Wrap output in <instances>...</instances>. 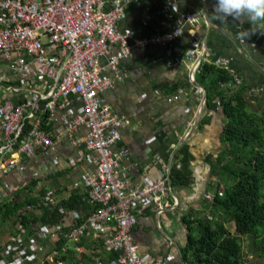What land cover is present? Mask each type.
I'll return each instance as SVG.
<instances>
[{
	"label": "crops",
	"instance_id": "0c3cea01",
	"mask_svg": "<svg viewBox=\"0 0 264 264\" xmlns=\"http://www.w3.org/2000/svg\"><path fill=\"white\" fill-rule=\"evenodd\" d=\"M120 1L127 18L118 28L133 30L138 38L163 36L180 27L184 29V34L168 46L149 47L145 52L135 48L133 56L121 63L120 79L114 72L109 73L114 85L105 92L116 113L129 120L128 126L121 129L120 145L129 152L121 169L132 184L143 179H158L163 174L165 167L155 161L154 156L163 158L168 168L174 163L179 168L183 157L180 149L186 146L190 154L191 186L173 188L164 199L165 212L160 214L155 207L146 209L132 230L142 253L163 255L185 245L187 230L182 217L191 209H202L203 202L212 200L219 191L221 179L214 176L210 160L218 159L226 148L223 140L225 117L219 106L208 110L207 101L203 116H200L207 89L199 81L201 65L210 62L220 66L219 59H228L230 67L242 78L249 107L257 112L264 111V92L253 91L264 87V34L258 27L264 22L258 21L253 26L233 21L231 17L221 22L212 8L217 0ZM195 13L202 17V30L198 34L201 45L196 55L191 56L189 50L196 39L192 37L193 26L187 22V16ZM254 27L256 32L251 35ZM241 32H248L249 36L242 37ZM197 81L202 86H198ZM75 102L73 106L78 108L80 103ZM65 114L66 108L60 107L49 117L46 129L42 125L56 142L50 155L41 151L29 157L17 155V169L0 178L10 196L32 184L36 192L53 196L60 207L73 200L75 207H65L78 209L86 219L94 207L85 201L86 190L81 179L84 173L95 170L96 154L86 148V128L77 131L74 139L80 143H74L64 123ZM206 117L207 122H203ZM4 145L0 124V149ZM7 158L11 155H0V162ZM72 160L76 162L73 164ZM220 184L225 185L223 181ZM40 207L39 202L32 212L40 214ZM69 222L64 216L62 223L67 224L68 233L71 231ZM36 231L34 234L27 231L26 241L34 237ZM12 233L4 235L0 242L6 243ZM63 238L53 234L46 241L39 240L43 250L37 259L27 264H56V256L61 255H66L67 259L60 264H102L113 256L105 247L104 235L95 239L89 234L79 241L65 235ZM61 239L66 240L62 251L58 248ZM172 264H182L178 255Z\"/></svg>",
	"mask_w": 264,
	"mask_h": 264
},
{
	"label": "built area",
	"instance_id": "2783aa9c",
	"mask_svg": "<svg viewBox=\"0 0 264 264\" xmlns=\"http://www.w3.org/2000/svg\"><path fill=\"white\" fill-rule=\"evenodd\" d=\"M126 18L120 0H0V124L5 139L0 155H11L0 162V177L17 169V155L29 157L37 151L50 155L56 142L43 129L42 118L48 115L49 120L60 107L66 108L63 119L74 143L79 145L74 137L86 128V148L96 154L95 170L81 179L85 201L94 207L89 216L84 219L78 209L60 207V214L70 220L71 231L66 232V223L43 225L28 241V230L19 225L18 234L0 242V264H27L37 259L43 250L39 240L46 241L53 234L77 241L89 234L95 239L104 235L105 247L113 256L102 264H172L180 256V249L144 254L132 235L146 209L165 212L164 199L172 193L171 167L154 156L165 167L158 179H143L134 185L122 174L121 163L129 152L120 145L121 129L129 120L116 113L105 92L114 85L109 73L120 79L121 63L133 56L135 48L145 52L149 47L168 46L184 29L138 38L133 30L118 28ZM187 22L196 39L189 54L195 56L201 45L202 17L189 14ZM217 63L232 75L223 87L235 90L243 84L228 59ZM253 91L263 93L264 87ZM76 100L78 108L73 106ZM29 122L33 126L25 131ZM9 197L0 178V203ZM40 205L54 208L58 202L46 195Z\"/></svg>",
	"mask_w": 264,
	"mask_h": 264
},
{
	"label": "trees",
	"instance_id": "16d2710c",
	"mask_svg": "<svg viewBox=\"0 0 264 264\" xmlns=\"http://www.w3.org/2000/svg\"><path fill=\"white\" fill-rule=\"evenodd\" d=\"M199 75V81L208 89V110L219 106L225 117L226 148L218 159L210 160L214 176L225 185L220 181L212 200L204 201L202 209H191L182 217L187 236L179 260L182 264H254L245 261L243 240L248 241L250 255L264 260V111L249 107L244 86L238 90L223 87L232 79L226 68L203 62ZM203 122H207V117ZM47 123L48 115H44L45 129ZM32 126L29 122L25 131ZM23 138L22 134L20 140ZM180 154L181 167L174 163L171 168L172 189L189 188L192 184L186 146L180 149ZM45 196L31 184L0 203V239L8 233L18 234L19 225L34 234L39 226L62 223L60 206H42L40 214L32 212ZM62 204L75 207L73 200ZM228 224H234L235 231L229 230ZM63 239L58 244L61 251L66 244ZM65 258L66 255L56 256L54 263H63Z\"/></svg>",
	"mask_w": 264,
	"mask_h": 264
},
{
	"label": "clouds",
	"instance_id": "9594fccd",
	"mask_svg": "<svg viewBox=\"0 0 264 264\" xmlns=\"http://www.w3.org/2000/svg\"><path fill=\"white\" fill-rule=\"evenodd\" d=\"M214 14L221 22H226L231 17L233 21L241 24L247 22L256 26L258 21L264 22V0H217ZM258 27L261 29V34H264V23H260ZM255 32L254 27L251 35ZM240 35L249 36V33L241 32Z\"/></svg>",
	"mask_w": 264,
	"mask_h": 264
},
{
	"label": "rangeland",
	"instance_id": "374dc122",
	"mask_svg": "<svg viewBox=\"0 0 264 264\" xmlns=\"http://www.w3.org/2000/svg\"><path fill=\"white\" fill-rule=\"evenodd\" d=\"M228 229L231 230L232 232L235 231V226L234 224H228L227 225ZM244 245H245V252H244V258L247 263H254V264H264V260L261 258H254L252 255L249 254L248 247H247V239L245 238L244 240ZM3 242V241H2Z\"/></svg>",
	"mask_w": 264,
	"mask_h": 264
},
{
	"label": "water",
	"instance_id": "95a60500",
	"mask_svg": "<svg viewBox=\"0 0 264 264\" xmlns=\"http://www.w3.org/2000/svg\"><path fill=\"white\" fill-rule=\"evenodd\" d=\"M197 83H198V86H202V84L199 83L198 81H197ZM205 91H206V92H205V98H204L203 107L201 108L200 116H203L205 103H206V101H207V99H208V92H207V89H205Z\"/></svg>",
	"mask_w": 264,
	"mask_h": 264
}]
</instances>
